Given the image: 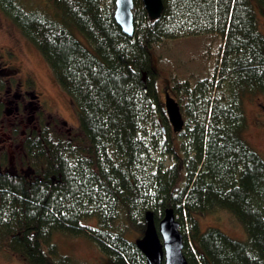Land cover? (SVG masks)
Returning <instances> with one entry per match:
<instances>
[{"label":"trees","instance_id":"16d2710c","mask_svg":"<svg viewBox=\"0 0 264 264\" xmlns=\"http://www.w3.org/2000/svg\"><path fill=\"white\" fill-rule=\"evenodd\" d=\"M162 1L161 18L151 21L134 0L130 37L114 18L116 0H46L56 17L0 0L78 115L69 127L47 113L30 78L24 95L9 94L11 70H0V137L10 105L19 115L35 111L31 127L14 118L0 147V253L25 264H74L53 243L61 234L95 243L110 264H146L131 238L143 236L147 212L158 225L172 210L188 264H264V159L243 137L245 98L264 96L256 15L264 16V0ZM178 41L199 46L186 64L193 73L161 67L162 46ZM165 93L185 121L178 133ZM219 212L242 226L245 241L202 232L199 218Z\"/></svg>","mask_w":264,"mask_h":264},{"label":"rangeland","instance_id":"374dc122","mask_svg":"<svg viewBox=\"0 0 264 264\" xmlns=\"http://www.w3.org/2000/svg\"><path fill=\"white\" fill-rule=\"evenodd\" d=\"M23 1L31 8L40 11L43 10L47 12V14L56 17L53 14L54 9L46 5V0ZM256 15L259 29L264 35V16L261 15L258 10H256ZM73 33L85 47L92 50V47L77 31L73 29ZM197 48H199V46L191 41H178L164 44L159 52L162 56L161 67L166 70L174 69L177 70V72L193 73L194 71L191 70L192 67H187L186 64H189L191 55L199 53ZM2 69L11 70L6 76L8 82L13 84L9 94L14 95L15 92L19 90V92L24 95L25 81L27 78H30L33 80L36 95L44 110L53 116L62 118L69 127L78 126L77 110L70 98L57 84L47 63L36 48L21 35L17 27L0 11V70ZM163 75L165 78L168 77V73L166 72H163ZM165 78L159 83L162 95L165 89ZM12 82L21 83L19 89H17L16 85ZM10 83L8 85H10ZM2 101L7 102L8 99L4 98ZM12 105L7 109V114L10 116L6 121V125L8 123V126L5 125L6 127H3L5 131L1 128L0 147L10 142V130L8 127L17 123L14 119L15 117H18L19 123L22 122V119H24V121L29 119L27 127H31L35 124V111H31L34 112L31 115V112H29V114L19 115L16 109H14V105ZM244 110L248 127L243 137L251 148L264 159V96L256 95L245 98ZM21 125L25 126L24 123ZM199 223L202 232L207 231L209 228H216L232 239L238 241L246 240V234L242 226L226 212H219L215 216L200 217ZM87 225L91 228H95L97 226V220L91 219L87 222ZM140 238L132 236L131 239L136 242ZM53 243L58 247L59 253L62 256L71 258L74 264H110L108 258L104 256L96 244L84 237L74 238L56 234L53 237ZM0 264L25 263L18 256L4 251L0 253Z\"/></svg>","mask_w":264,"mask_h":264},{"label":"water","instance_id":"95a60500","mask_svg":"<svg viewBox=\"0 0 264 264\" xmlns=\"http://www.w3.org/2000/svg\"><path fill=\"white\" fill-rule=\"evenodd\" d=\"M151 21L161 18L164 5L162 0H141ZM133 8L134 0H116L114 18L127 36H133ZM165 109L169 122L175 133L180 132L185 121L177 102L165 93ZM146 230L135 244L143 254L146 264H188L183 255V235L180 224L176 221L172 210H166L165 216L156 225L154 214L147 212L145 215Z\"/></svg>","mask_w":264,"mask_h":264}]
</instances>
